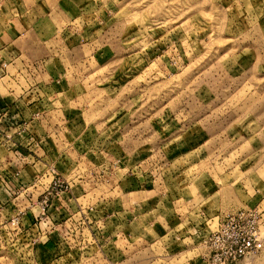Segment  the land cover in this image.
Segmentation results:
<instances>
[{"label": "rangeland", "instance_id": "374dc122", "mask_svg": "<svg viewBox=\"0 0 264 264\" xmlns=\"http://www.w3.org/2000/svg\"><path fill=\"white\" fill-rule=\"evenodd\" d=\"M5 3L42 11L59 82L0 117V264H213L221 217L264 207V0Z\"/></svg>", "mask_w": 264, "mask_h": 264}, {"label": "crops", "instance_id": "0c3cea01", "mask_svg": "<svg viewBox=\"0 0 264 264\" xmlns=\"http://www.w3.org/2000/svg\"><path fill=\"white\" fill-rule=\"evenodd\" d=\"M6 1L3 0V4L0 2L1 9ZM12 9L9 12L0 11V117L3 120L7 116L9 119L17 116L20 120L21 116L32 115L34 111L43 112L40 108L43 100L49 98L53 105L52 89L59 82L56 75L49 73L47 76H40V72L37 74L40 67L45 70L48 62L53 60L52 57L42 59L36 54L39 42L36 35L40 38L43 34L37 28V19L42 20V11H37L36 8L25 11ZM27 18L30 19L29 23L23 20ZM56 31L59 34V30ZM64 33L63 31L61 34ZM50 108L49 113H52L53 107ZM261 203L262 201L255 204L251 200L245 205L264 209L260 206Z\"/></svg>", "mask_w": 264, "mask_h": 264}, {"label": "built area", "instance_id": "2783aa9c", "mask_svg": "<svg viewBox=\"0 0 264 264\" xmlns=\"http://www.w3.org/2000/svg\"><path fill=\"white\" fill-rule=\"evenodd\" d=\"M264 240V218L254 207L227 212L205 239L213 264H235L254 255Z\"/></svg>", "mask_w": 264, "mask_h": 264}]
</instances>
